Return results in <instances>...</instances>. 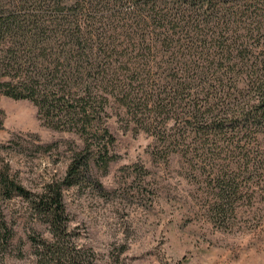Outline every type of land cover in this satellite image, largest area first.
Here are the masks:
<instances>
[{
    "label": "trees",
    "instance_id": "trees-1",
    "mask_svg": "<svg viewBox=\"0 0 264 264\" xmlns=\"http://www.w3.org/2000/svg\"><path fill=\"white\" fill-rule=\"evenodd\" d=\"M257 1L0 0V97L29 101L43 126L80 138L62 186L78 185L91 161L107 170L115 159L109 122L121 119L150 133L160 152L174 144L164 158L203 164L207 211L225 220L255 189L264 192ZM0 188L7 198L26 195L2 169ZM51 192L58 229L61 188Z\"/></svg>",
    "mask_w": 264,
    "mask_h": 264
},
{
    "label": "rangeland",
    "instance_id": "rangeland-1",
    "mask_svg": "<svg viewBox=\"0 0 264 264\" xmlns=\"http://www.w3.org/2000/svg\"><path fill=\"white\" fill-rule=\"evenodd\" d=\"M0 110V169L26 191L7 198L0 188V264H49L56 257L84 264H264L262 188L237 203L235 216L216 219L198 175L204 165L190 166L176 154L164 158L174 144L160 152L150 133L126 129L121 119L109 122L115 159L107 170L91 161L78 185L66 188L80 138L43 126L29 101L2 96ZM57 187L58 229L47 206Z\"/></svg>",
    "mask_w": 264,
    "mask_h": 264
}]
</instances>
